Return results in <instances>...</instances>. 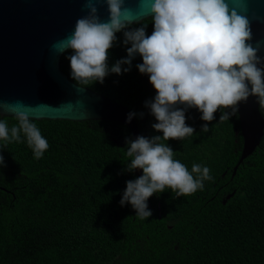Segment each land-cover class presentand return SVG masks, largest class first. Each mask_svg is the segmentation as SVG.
I'll return each instance as SVG.
<instances>
[{"label":"trees","instance_id":"16d2710c","mask_svg":"<svg viewBox=\"0 0 264 264\" xmlns=\"http://www.w3.org/2000/svg\"><path fill=\"white\" fill-rule=\"evenodd\" d=\"M144 24L151 35V18L132 27ZM116 35L109 67L131 46L123 32ZM71 54L63 53L61 67L72 79ZM140 63L137 55L130 71L84 86L132 110L140 136H162L152 128L157 121L146 101L156 91ZM214 115L205 122L198 109H187L194 134L163 141L190 172L199 164L212 179L192 195L177 197L170 188L153 194L146 219L120 204L126 182L139 177L126 171V140L134 139L125 124L32 119L49 145L40 159L23 133L21 142L0 140V264H264V135L233 176L243 148L239 115L223 122L219 111ZM5 118L9 129L18 124Z\"/></svg>","mask_w":264,"mask_h":264},{"label":"clouds","instance_id":"9594fccd","mask_svg":"<svg viewBox=\"0 0 264 264\" xmlns=\"http://www.w3.org/2000/svg\"><path fill=\"white\" fill-rule=\"evenodd\" d=\"M98 2L86 0L88 15L77 19L74 32L51 47L57 54L71 51L67 58L78 85L103 84L110 73H126L137 55L142 58L136 67L156 91L146 107L157 121L152 128L163 135L126 140V156L131 158L126 171L141 169L143 174L126 182L120 204H131L136 216L146 219L152 215L147 201L153 194L170 188L177 197L192 195L212 179L209 168L199 164H193L190 172L163 141L194 134L185 122L189 108L198 109L205 122L215 120L217 111L219 121L229 120L250 96L264 108V57L259 55L260 42H251L248 0H148L146 14L142 11L146 0H137L135 10L126 6V0H103L107 20H101ZM144 15L154 24L151 35L146 34L145 24L132 27ZM119 32H123V44L131 46L126 48V58L109 67V50ZM133 115H128L127 122ZM14 117L18 124L11 129L6 120H0V140L21 142L23 133L35 158H42L49 145L37 124L25 111H16ZM208 130V123L203 124L201 131Z\"/></svg>","mask_w":264,"mask_h":264},{"label":"water","instance_id":"95a60500","mask_svg":"<svg viewBox=\"0 0 264 264\" xmlns=\"http://www.w3.org/2000/svg\"><path fill=\"white\" fill-rule=\"evenodd\" d=\"M85 3L86 0H0V116L14 117L16 111H25L33 120L118 121L130 129L135 139L140 136V129L134 115L127 122L132 110L78 85L62 70L63 54H57L51 47L74 32L77 19L88 15ZM126 6L137 9V0H126ZM96 7L101 20H107L103 0ZM149 7L146 0L144 14ZM248 15L252 20L251 42L254 45L260 42L259 55L264 57V0H248ZM238 115L243 148L233 176L264 135V116L256 97L250 96L246 103H241ZM135 172L138 176L143 174L141 169Z\"/></svg>","mask_w":264,"mask_h":264},{"label":"flooded vegetation","instance_id":"af4514ba","mask_svg":"<svg viewBox=\"0 0 264 264\" xmlns=\"http://www.w3.org/2000/svg\"><path fill=\"white\" fill-rule=\"evenodd\" d=\"M0 120H6V118H5V117H1V116H0Z\"/></svg>","mask_w":264,"mask_h":264}]
</instances>
